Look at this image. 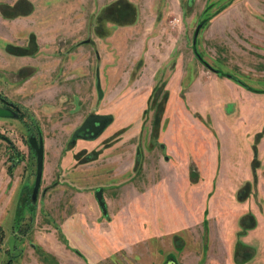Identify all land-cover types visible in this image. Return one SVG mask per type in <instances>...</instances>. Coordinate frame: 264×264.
I'll return each mask as SVG.
<instances>
[{"label":"rangeland","instance_id":"374dc122","mask_svg":"<svg viewBox=\"0 0 264 264\" xmlns=\"http://www.w3.org/2000/svg\"><path fill=\"white\" fill-rule=\"evenodd\" d=\"M27 10L0 15V264H264V0H0ZM97 187L106 215L67 203Z\"/></svg>","mask_w":264,"mask_h":264},{"label":"water","instance_id":"95a60500","mask_svg":"<svg viewBox=\"0 0 264 264\" xmlns=\"http://www.w3.org/2000/svg\"><path fill=\"white\" fill-rule=\"evenodd\" d=\"M201 24H197L194 32L192 42L195 41V37L198 33ZM209 67V65H207ZM211 68V67H209ZM95 88L97 92V97L100 98L102 96V91L99 85V79L96 73L95 78ZM12 111L7 108H0V116H11ZM111 116L108 114H89L85 117L83 122L73 131L70 141H74L76 138L82 139H93L95 138L109 123ZM28 145L34 151L35 155V174H34V182L30 192V200L34 202L36 199L37 190L40 183V177L42 172V162H43V146L42 141L39 138L38 140L32 134H30L27 138ZM95 200L103 214H105V205L101 195V188L98 187L94 191ZM164 264H176L173 259L165 260Z\"/></svg>","mask_w":264,"mask_h":264},{"label":"crops","instance_id":"0c3cea01","mask_svg":"<svg viewBox=\"0 0 264 264\" xmlns=\"http://www.w3.org/2000/svg\"><path fill=\"white\" fill-rule=\"evenodd\" d=\"M15 5V3L13 4ZM17 14H5L3 13L2 11H0V15L4 18V19H12V18H15V17H19V16H22V17H27L28 16H31L33 14V12H31V10H28L26 11V13H19L18 11L16 12ZM2 19V18H1ZM6 174V173H5ZM10 181V183H12V191L14 189H16L17 187V184L19 183V178H15V176H11L9 175L8 178L6 179V181ZM13 194V192H11V195ZM49 194V189H45L44 191L40 192L38 191L37 193V196L41 195V197L43 196H48ZM87 198H91L92 201H94V203L96 204L94 198H93V195H92V192L90 190H75L74 189V192L72 194V197H70L68 200H67V203L68 204H74V206H79L81 204H83L85 201H87ZM66 201V200H65ZM64 201V202H65ZM97 207V205H96ZM98 209V207H97ZM72 215H74V219L73 221L75 222L76 220L78 221V226L81 225V221H82V215H78L77 217L75 216L76 213H73ZM73 222V223H74Z\"/></svg>","mask_w":264,"mask_h":264},{"label":"flooded vegetation","instance_id":"af4514ba","mask_svg":"<svg viewBox=\"0 0 264 264\" xmlns=\"http://www.w3.org/2000/svg\"><path fill=\"white\" fill-rule=\"evenodd\" d=\"M0 108H7V109H9V110H11L12 111V114L13 115H11V116H0V117H19L20 115H21V113H20V108L17 106V105H15L14 103H12V102H10V101H8L5 97H3L2 95H1V93H0ZM93 114H97V113H93ZM89 115V114H88ZM85 119V118H84ZM83 119V120H84ZM83 120H82V122H83ZM81 122V123H82ZM111 122V119H110V121H109V123ZM80 123V124H81ZM108 123V124H109ZM79 124V125H80ZM107 124V125H108ZM78 125V126H79ZM106 125V126H107ZM77 126V127H78ZM77 127H75V129L77 128ZM74 129V130H75ZM105 129V128H104ZM103 129V130H104ZM73 130V131H74ZM102 130V131H103ZM73 131H72V133H73ZM101 131V132H102ZM100 132V133H101ZM72 133H71V135H72ZM99 133V134H100ZM98 134V135H99ZM33 135V134H32ZM71 135H70V137H71ZM35 136V135H34ZM36 137V136H35ZM36 139H37V137H36ZM77 139H82V138H76L75 140H77ZM94 139V138H93ZM38 140V139H37ZM74 140V141H75ZM83 140H87V139H83ZM88 140H92V139H88ZM69 141H70V139H69ZM74 141H70L71 143H74ZM162 147V146H161ZM33 186V185H32ZM39 186H40V183H39ZM98 188V187H97ZM101 188V187H100ZM96 189V188H95ZM95 189L94 190H92V195H93V198H94V200H95V197H94V191H95ZM45 190V187H43L41 190H39V187H38V190H37V193H38V191H40V192H42V191H44ZM31 192V191H30ZM101 195H102V188H101ZM30 196V195H29ZM36 196H37V194H36ZM102 199H103V197H102ZM104 201V200H103ZM95 202H96V200H95ZM96 205H97V207H98V210H99V212L102 214V215H106V212H105V214H103L102 212H101V210H100V208H99V206H98V204H97V202H96ZM104 205H105V203H104ZM105 211H106V206H105ZM167 259H173V258H167ZM166 259V260H167ZM174 260V259H173ZM175 261V260H174ZM165 262V261H164ZM175 263H176V261H175ZM164 264V263H163ZM177 264V263H176Z\"/></svg>","mask_w":264,"mask_h":264},{"label":"trees","instance_id":"16d2710c","mask_svg":"<svg viewBox=\"0 0 264 264\" xmlns=\"http://www.w3.org/2000/svg\"><path fill=\"white\" fill-rule=\"evenodd\" d=\"M14 6H17V4H15ZM14 9L16 10V7H14ZM14 9H12V10H14ZM28 11V10H27ZM17 11H13V13L12 14H17L16 13ZM20 13V12H19ZM21 13H26V11H23V12H21ZM237 82H239V80H236ZM240 83V82H239ZM241 84V83H240ZM0 137H1V134H0ZM3 236H4V234H3V230H2V228L0 227V243L2 242V240H3ZM8 264H10L11 263V260H9L8 262H7Z\"/></svg>","mask_w":264,"mask_h":264}]
</instances>
